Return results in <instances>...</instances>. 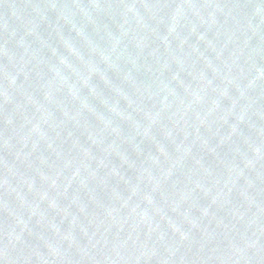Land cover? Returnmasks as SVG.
<instances>
[{
    "label": "water",
    "instance_id": "95a60500",
    "mask_svg": "<svg viewBox=\"0 0 264 264\" xmlns=\"http://www.w3.org/2000/svg\"><path fill=\"white\" fill-rule=\"evenodd\" d=\"M0 264H264V0H0Z\"/></svg>",
    "mask_w": 264,
    "mask_h": 264
}]
</instances>
